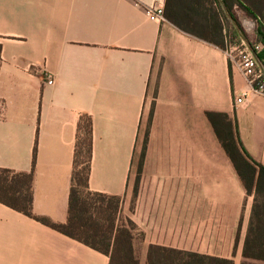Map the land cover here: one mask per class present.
<instances>
[{
  "label": "crops",
  "instance_id": "obj_1",
  "mask_svg": "<svg viewBox=\"0 0 264 264\" xmlns=\"http://www.w3.org/2000/svg\"><path fill=\"white\" fill-rule=\"evenodd\" d=\"M154 3L0 0V169L30 172L35 154L33 213L65 223L90 129L88 189L120 197L139 264L152 245L240 264L253 196L206 112L264 163V96L226 49L150 18ZM0 264L109 257L0 202Z\"/></svg>",
  "mask_w": 264,
  "mask_h": 264
},
{
  "label": "trees",
  "instance_id": "obj_2",
  "mask_svg": "<svg viewBox=\"0 0 264 264\" xmlns=\"http://www.w3.org/2000/svg\"><path fill=\"white\" fill-rule=\"evenodd\" d=\"M224 6L236 25L226 14ZM240 8L256 21L255 37L250 39L235 9ZM164 16L182 29L198 38L223 49L229 45H242L243 36L251 42L256 59L264 69V0H166ZM0 43V52H1ZM215 134L242 181L247 195L253 196L248 230L243 246L246 260L240 264H263L264 262V163L257 162L244 149L234 121L227 113L207 111ZM90 129L82 142L78 141L77 156L84 164L74 171V183L69 196L68 219L56 223L45 216L33 213L32 184L30 172H13L0 169V202L74 238L109 257V264H139L134 247L135 224L128 220L119 222L121 199L119 196L92 192L88 189L91 160ZM256 260L259 262H251ZM146 264H234L229 258L209 256L182 251L159 245L150 246Z\"/></svg>",
  "mask_w": 264,
  "mask_h": 264
},
{
  "label": "built area",
  "instance_id": "obj_3",
  "mask_svg": "<svg viewBox=\"0 0 264 264\" xmlns=\"http://www.w3.org/2000/svg\"><path fill=\"white\" fill-rule=\"evenodd\" d=\"M147 12L152 19H164V2L155 0L147 7ZM230 61L245 75L254 93L264 96V69H262L252 51L243 42L242 45H229L226 49ZM47 83L53 84L54 78L49 77ZM242 98H237L241 102Z\"/></svg>",
  "mask_w": 264,
  "mask_h": 264
},
{
  "label": "rangeland",
  "instance_id": "obj_4",
  "mask_svg": "<svg viewBox=\"0 0 264 264\" xmlns=\"http://www.w3.org/2000/svg\"><path fill=\"white\" fill-rule=\"evenodd\" d=\"M236 14L238 15L239 19H241L242 24L244 25L246 31L251 36H255V28H256V21L249 16H247L244 11L240 8L235 9ZM119 222H124L122 219L119 218Z\"/></svg>",
  "mask_w": 264,
  "mask_h": 264
},
{
  "label": "water",
  "instance_id": "obj_5",
  "mask_svg": "<svg viewBox=\"0 0 264 264\" xmlns=\"http://www.w3.org/2000/svg\"><path fill=\"white\" fill-rule=\"evenodd\" d=\"M224 9L226 11V14L228 15V17L232 20V22L236 25L237 29L239 31H242L241 30V27L238 25V23L236 22V20H234V18L232 17V15L230 14V12L227 10V8L224 6ZM243 40L245 42V44L248 46V48L252 51V53L255 55L256 57V52L254 51L253 47H252V44L251 42L248 40L247 37L243 36Z\"/></svg>",
  "mask_w": 264,
  "mask_h": 264
}]
</instances>
